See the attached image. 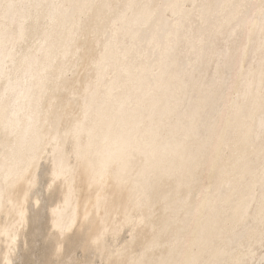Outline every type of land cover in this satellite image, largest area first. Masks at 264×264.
<instances>
[{"label":"bare ground","instance_id":"1","mask_svg":"<svg viewBox=\"0 0 264 264\" xmlns=\"http://www.w3.org/2000/svg\"><path fill=\"white\" fill-rule=\"evenodd\" d=\"M0 264H264V0H0Z\"/></svg>","mask_w":264,"mask_h":264}]
</instances>
